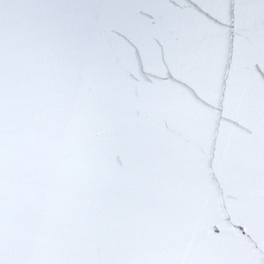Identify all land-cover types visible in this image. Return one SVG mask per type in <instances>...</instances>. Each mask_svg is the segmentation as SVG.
Listing matches in <instances>:
<instances>
[{
    "label": "water",
    "instance_id": "95a60500",
    "mask_svg": "<svg viewBox=\"0 0 264 264\" xmlns=\"http://www.w3.org/2000/svg\"><path fill=\"white\" fill-rule=\"evenodd\" d=\"M0 264H264V0H0Z\"/></svg>",
    "mask_w": 264,
    "mask_h": 264
}]
</instances>
